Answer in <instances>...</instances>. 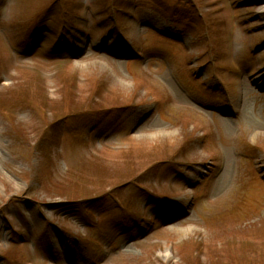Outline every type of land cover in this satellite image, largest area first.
Listing matches in <instances>:
<instances>
[{"label":"rangeland","instance_id":"obj_1","mask_svg":"<svg viewBox=\"0 0 264 264\" xmlns=\"http://www.w3.org/2000/svg\"><path fill=\"white\" fill-rule=\"evenodd\" d=\"M0 264H264V0H0Z\"/></svg>","mask_w":264,"mask_h":264}]
</instances>
